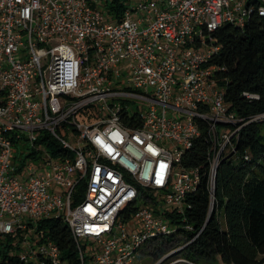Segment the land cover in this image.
I'll use <instances>...</instances> for the list:
<instances>
[{"label":"built area","instance_id":"obj_1","mask_svg":"<svg viewBox=\"0 0 264 264\" xmlns=\"http://www.w3.org/2000/svg\"><path fill=\"white\" fill-rule=\"evenodd\" d=\"M106 1L0 0V264H64L41 228L48 217L67 223L81 264H134L160 239H180L169 254L184 252L204 228L191 236L186 215L204 178L208 215L218 210L217 168L235 152L242 119L218 81L215 32L243 28L253 7L127 0L112 21ZM257 10L264 15V0ZM131 98L137 110L120 102ZM196 118L212 142L206 173L182 162L200 135ZM36 154L38 168L26 160ZM81 239L93 243L88 263Z\"/></svg>","mask_w":264,"mask_h":264},{"label":"trees","instance_id":"obj_2","mask_svg":"<svg viewBox=\"0 0 264 264\" xmlns=\"http://www.w3.org/2000/svg\"><path fill=\"white\" fill-rule=\"evenodd\" d=\"M248 4L254 10L243 28L226 23L215 32L221 45L214 60L222 68L218 81L225 87V100L230 110L242 119V126L234 139L235 152L225 155L217 168L218 210L215 208L208 215L205 178L187 198L190 206L186 215L194 227L191 236L203 225L204 228L188 245L184 258L198 264L210 260L218 264L264 263V117L255 118L264 114V15L257 10L260 0H248ZM126 5L127 0H107L104 4L112 21L121 18ZM196 121L200 135L182 162L187 167H201L206 173L212 142L207 123L200 118ZM44 135L39 141H48L55 151L60 144L50 135ZM62 152L73 156L70 150ZM221 207H224V224L219 216ZM40 223L58 245L64 264H81L77 243L67 223L58 217H48Z\"/></svg>","mask_w":264,"mask_h":264},{"label":"rangeland","instance_id":"obj_3","mask_svg":"<svg viewBox=\"0 0 264 264\" xmlns=\"http://www.w3.org/2000/svg\"><path fill=\"white\" fill-rule=\"evenodd\" d=\"M131 101H120L116 100V102H122L124 105H128V107L132 110L138 109L139 101L137 99L131 98ZM144 102V101H143ZM147 103V102H146ZM218 128L220 131L224 130L225 126L219 125ZM62 136L73 143L74 136L72 132L68 129L67 126L63 125L60 127ZM21 146H24V142L21 141ZM229 151V149H227ZM23 154L19 155V158L15 161V163L19 166L22 163V157ZM38 155L29 156L27 157V162H30L35 168H38ZM28 176V171H26V167L23 170V176H19V179L21 182H24L26 177ZM219 216L221 219V222L224 224V207H221L219 210ZM82 245L85 246V255L87 259V263L89 262L90 257V250L93 249V243H91V240H88L86 242L85 239H81ZM179 245H181L180 239L176 238L173 240L169 239H160L155 240L147 244L140 253V257L138 260L134 262V264H171V262L175 259L184 257V252H174L173 254H169L170 251L177 248ZM4 251V250H3ZM10 252L13 254L15 253V249L10 248ZM168 255V256H167ZM89 264V263H88ZM176 264H190L185 262H178ZM198 264V263H194ZM200 264H218L216 261L210 260V261H204Z\"/></svg>","mask_w":264,"mask_h":264}]
</instances>
